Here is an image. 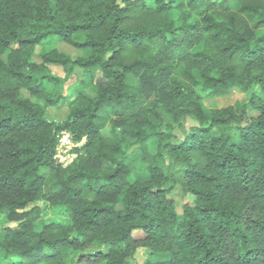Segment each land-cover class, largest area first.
<instances>
[{
    "label": "trees",
    "instance_id": "1",
    "mask_svg": "<svg viewBox=\"0 0 264 264\" xmlns=\"http://www.w3.org/2000/svg\"><path fill=\"white\" fill-rule=\"evenodd\" d=\"M51 36L82 54L35 61ZM75 68L99 76L93 95L79 85L63 119L46 117L40 101H64ZM233 86L264 91V0H0V213L15 222L2 259L126 264L144 248L167 258L137 264H264V98L201 103ZM184 115L198 126L168 142ZM62 131L79 143L67 166ZM175 183L191 196L180 213Z\"/></svg>",
    "mask_w": 264,
    "mask_h": 264
},
{
    "label": "rangeland",
    "instance_id": "2",
    "mask_svg": "<svg viewBox=\"0 0 264 264\" xmlns=\"http://www.w3.org/2000/svg\"><path fill=\"white\" fill-rule=\"evenodd\" d=\"M51 47H56L58 50L66 52L72 56H77L82 54V51L62 42L58 39L57 36H51L48 37L43 41V43L39 46H36L34 48L33 53V59L35 61L39 60V54ZM3 58H6V55L3 56ZM52 70L54 73L63 75V71L60 67H52ZM99 76H95L94 80H90V77L88 74L84 73L80 68H75L73 75L70 77V79L67 81V83L64 86L63 92L67 94V97L64 101L59 103L56 106H47L44 105L41 101L42 107L44 109V114L46 117L55 119V120H61L64 118V116L67 113L68 110V103L71 100V98L74 96L75 89L79 86H83V90L88 95H93V89L95 86V82L98 81ZM47 88L51 89L52 85H47ZM251 92H256L261 98H264V91H262L259 87L254 86L250 90H244L238 86L231 87L224 95L221 96H207L204 95L202 98V106L204 110H209L211 108H218L223 107L227 105H234V106H241L243 103H245ZM23 94L25 96H28L31 100L37 101L34 97L30 96L27 92L23 91ZM252 115H256L255 111H250ZM198 123L193 117L189 115H184L179 124H174L173 128L170 130L172 136L167 140L168 142L175 143L179 142L184 139L186 134L194 127H197ZM233 133L237 136V132L233 131ZM61 135V134H60ZM59 139V138H58ZM66 139V138H65ZM64 139V140H65ZM69 140V139H68ZM59 141V140H58ZM66 141V140H65ZM59 144L56 145V153L60 156L59 158L63 160L64 162L67 161L70 157L69 153L72 152V149L69 151V148H59ZM68 147V146H67ZM55 153V154H56ZM165 167L169 169L170 172L173 174L178 175L179 171L181 170V165L178 163L173 162L168 157L165 156ZM147 176L145 174H136L132 173L130 176V180H143ZM176 204V210L178 213L181 212L182 206L184 203L191 200L190 195H186L182 192L180 185L178 183H175L173 186V189L169 195ZM34 205H38L41 208L46 209V213L43 215V220L48 219H56L57 216H59L56 209H51L47 202L39 201L35 203ZM32 205L28 206L30 208ZM10 225L14 226V221H7L6 216H4L3 213H0V227L4 225ZM134 236L138 237L141 236V232L136 231L134 232ZM97 249V246H91L88 249L85 250V252H92ZM2 253L0 252V264H9V261H6L2 259ZM167 256H150L148 254V251L144 248H138L134 254L133 258H129L126 264H137V263H143L145 260L150 259L151 261H157V260H163L166 259ZM79 264H87V263H79Z\"/></svg>",
    "mask_w": 264,
    "mask_h": 264
},
{
    "label": "built area",
    "instance_id": "3",
    "mask_svg": "<svg viewBox=\"0 0 264 264\" xmlns=\"http://www.w3.org/2000/svg\"><path fill=\"white\" fill-rule=\"evenodd\" d=\"M61 134V135H60ZM59 134V136H58V142H57V144H59L58 146H59V148H63V146L65 147V148H69V151L72 149V147H74L75 145H78L79 143H74L73 141H72V139H71V135H70V133H68L67 131H62L61 133ZM66 138V139H65ZM66 141H65V140ZM69 139V140H68ZM68 146V147H67ZM58 148V147H57ZM57 148H56V150H57ZM60 156L56 153L55 154V158L57 159V161L62 165V166H67L68 164H70L72 161H73V159H74V157H75V153L72 151L71 153H69V156L68 157H70L67 161H63V160H61L60 158H59Z\"/></svg>",
    "mask_w": 264,
    "mask_h": 264
}]
</instances>
